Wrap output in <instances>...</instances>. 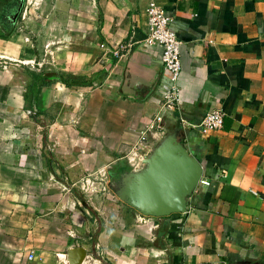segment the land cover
<instances>
[{
	"label": "crops",
	"instance_id": "1",
	"mask_svg": "<svg viewBox=\"0 0 264 264\" xmlns=\"http://www.w3.org/2000/svg\"><path fill=\"white\" fill-rule=\"evenodd\" d=\"M152 1L181 42L175 112L162 110L161 50L144 43ZM97 2V44L56 51L53 62L25 58L41 68L24 69L21 87L0 73V264H68L67 251L88 250L95 229L90 247L99 258L86 252L83 264H264V0ZM66 75L77 82L58 81ZM215 109L224 115L220 130L193 128ZM156 114L209 185L199 183L182 214L145 217L131 208L111 229L98 212L104 223L95 228L70 188L91 172L110 177L112 166L119 178L141 169L134 147ZM150 137L144 158L161 140Z\"/></svg>",
	"mask_w": 264,
	"mask_h": 264
},
{
	"label": "rangeland",
	"instance_id": "2",
	"mask_svg": "<svg viewBox=\"0 0 264 264\" xmlns=\"http://www.w3.org/2000/svg\"><path fill=\"white\" fill-rule=\"evenodd\" d=\"M6 4H13V0H0V14L1 8ZM100 17L101 10L97 0H20L19 10L9 29L11 35L6 39L0 38V73L5 76L14 75L15 84L23 86L27 80L24 69L30 68L36 72L41 68L33 63H21L25 58L31 57L35 59V63L41 58L53 62L56 51L75 52L90 48L93 43L97 44ZM8 34L7 29L0 24V36ZM117 166H112L110 172H115ZM121 166L126 168L128 165ZM118 178L116 175L110 178L107 171L91 172L86 176L84 184L70 188L72 195L88 211L90 219L95 220V228L100 229L102 222L104 223L98 212H104L102 215L107 225L114 229L121 212L132 210L111 189ZM97 230L95 229L96 232ZM96 232H90V238L87 237L84 243L88 247L87 254L99 258L90 247L95 241ZM101 263L108 264L103 260Z\"/></svg>",
	"mask_w": 264,
	"mask_h": 264
},
{
	"label": "water",
	"instance_id": "3",
	"mask_svg": "<svg viewBox=\"0 0 264 264\" xmlns=\"http://www.w3.org/2000/svg\"><path fill=\"white\" fill-rule=\"evenodd\" d=\"M139 170L121 175L111 185L119 200L145 217H167L186 211L188 197L198 187L203 167L176 133L167 134L143 160ZM86 251L69 249L68 264H83Z\"/></svg>",
	"mask_w": 264,
	"mask_h": 264
},
{
	"label": "built area",
	"instance_id": "4",
	"mask_svg": "<svg viewBox=\"0 0 264 264\" xmlns=\"http://www.w3.org/2000/svg\"><path fill=\"white\" fill-rule=\"evenodd\" d=\"M147 20V35L144 43L150 47H158L161 50V63L163 75L166 77L167 82L164 85V91L161 94L162 110L175 112L178 110L179 91H178V78L181 73L180 61V46L181 42L178 39L176 32L171 27L170 19L167 17L165 10L162 6L152 1L144 10ZM99 49L112 56H118V49H110L104 43L99 44ZM27 115H35L32 110L26 111ZM223 113L220 110H212L208 112L197 125L193 128L197 129L201 134L220 130L223 126ZM177 120L181 126L185 127L186 121L182 117ZM163 117L161 114H156L150 120V123L145 130L140 132V139L135 149V157L137 153H148L150 147L148 146V134H151V139L158 140L162 138L163 134ZM140 154L138 158L140 162L144 157ZM128 162H132L129 158ZM200 184L209 185L205 179H200ZM36 259V254L30 252L26 255V260L32 262Z\"/></svg>",
	"mask_w": 264,
	"mask_h": 264
},
{
	"label": "flooded vegetation",
	"instance_id": "5",
	"mask_svg": "<svg viewBox=\"0 0 264 264\" xmlns=\"http://www.w3.org/2000/svg\"><path fill=\"white\" fill-rule=\"evenodd\" d=\"M20 2V1H19ZM19 2L18 4H6L5 6H3L1 9V14H0V24L1 26H3L4 29L9 30L11 28V25L13 24V19H14V15L16 14V12H18L19 10ZM110 178L114 175L117 176L116 173H111L109 174ZM119 177V176H118Z\"/></svg>",
	"mask_w": 264,
	"mask_h": 264
},
{
	"label": "trees",
	"instance_id": "6",
	"mask_svg": "<svg viewBox=\"0 0 264 264\" xmlns=\"http://www.w3.org/2000/svg\"><path fill=\"white\" fill-rule=\"evenodd\" d=\"M20 0H13V3L14 4H18V2H19ZM7 32L9 33L7 36H4V37H2V36H0V38L1 39H6V38H8L10 35H11V30H7ZM77 78L76 77H73V76H71V75H66V76H58V81H60V82H62L63 84H65L66 86H71V85H73V84H75L76 82H77ZM51 82H50V80L48 79V78H42V82H41V85L42 86H45V85H49ZM34 113H35V115L38 113V111L37 110H32ZM35 115H33V116H35ZM124 171H127V169H124V170H122V169H119L118 170V173H123Z\"/></svg>",
	"mask_w": 264,
	"mask_h": 264
}]
</instances>
